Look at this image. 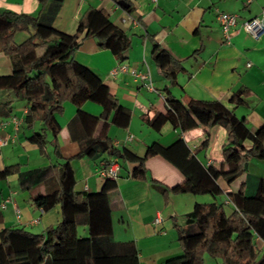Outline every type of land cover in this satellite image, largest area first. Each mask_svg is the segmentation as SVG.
<instances>
[{"label": "trees", "instance_id": "obj_1", "mask_svg": "<svg viewBox=\"0 0 264 264\" xmlns=\"http://www.w3.org/2000/svg\"><path fill=\"white\" fill-rule=\"evenodd\" d=\"M37 1L36 15L0 9V51L9 57L12 66L10 74L0 75V89L8 93L0 101V116L12 112L15 99H24L28 104L24 123L31 127L35 121L40 122L27 138L41 149L51 144L54 156L48 165L39 168L21 170L17 164L7 165L0 170V178L17 172L20 184L29 191L30 204L42 211L59 205L60 218L39 233L19 226L3 227L0 264H139L133 241L113 239L110 194L116 187V178L103 177L97 191L75 189L70 159L61 155L58 143L60 125L56 116L65 101L76 105L68 125L72 139L79 144V155L97 157L106 153L135 162L132 176L144 179V159L160 154L184 175L180 183L160 185L165 196L208 193L214 198L212 202L195 203L181 221L174 223L182 252L166 258L163 264H204L205 255L220 264H264V252L256 245L257 238L264 241V172L251 176L253 179L246 176L235 191L224 192L217 183L219 177L230 184L246 174L252 160L264 166V125L252 132L243 117H237L232 108L218 99H189L182 103L167 95L165 112L155 111L149 125L159 129L170 122L181 132L201 127L203 139L197 147L190 149L181 137L167 146L154 141L140 157L125 145L114 146L106 134L107 116L111 113L110 121L125 127L130 112L73 54L84 37H92L99 47L108 49L122 62L130 47L129 37L105 10L95 7L87 8L74 33L60 31L52 21L63 0ZM123 8L131 11L129 3ZM30 28L33 31L26 38L15 40L18 31ZM39 46H44L41 54L36 52ZM152 57L162 74L169 78L175 74V61L157 43L153 44ZM56 65L64 66L65 78L53 74ZM245 93L242 88L234 91L228 103L234 107L242 105ZM86 100L102 106L101 117L105 121L100 124L99 117L80 108ZM216 124L226 130L227 139L221 147L219 164L205 165L195 152L208 145L209 129ZM111 159L101 160L104 162L100 167ZM79 227L86 233L78 234Z\"/></svg>", "mask_w": 264, "mask_h": 264}, {"label": "crops", "instance_id": "obj_2", "mask_svg": "<svg viewBox=\"0 0 264 264\" xmlns=\"http://www.w3.org/2000/svg\"><path fill=\"white\" fill-rule=\"evenodd\" d=\"M128 3L130 12L115 0H63L52 21L56 29L74 33L87 8L105 10L130 39L122 63L149 74L154 90H148L129 72H113L120 61L108 49L99 47L92 37H84L73 54L74 59L90 68L130 112L125 127L111 122V113L107 116L106 134L114 146L125 145L140 157L154 141L167 146L181 137L190 149L197 147L203 139L201 127L181 132L170 122L159 129L149 125L148 120L155 111L165 112L167 95L182 103L189 99H218L232 108L237 117H243L252 132L264 125V32L253 38L236 27L226 43L216 18L217 10L236 13L239 21L254 16L264 18V0H128ZM0 9L36 15L39 4L37 0H0ZM32 31V28L18 31L15 38L18 33L29 35ZM23 39L24 36L20 40ZM154 43L166 49L175 61L176 72L170 78L160 72L152 57ZM43 50L44 46H39L36 52L41 54ZM11 70L9 57L0 51V75L10 74ZM52 72L56 77L66 76L63 65L54 66ZM240 88L247 91L244 103L234 107L228 99ZM7 95V91L0 89V101ZM80 108L99 117L100 124L105 121L100 104L86 100ZM75 112L76 105L65 101L62 112L56 116L60 125V153L70 159L75 189L97 191L103 184L98 172L104 162L101 160L115 156L79 155V144L72 139L68 125ZM27 113L28 104L18 98L13 102L12 112L0 116V170L12 164H17L21 170L43 167L54 156L51 144L41 149L27 138L40 126L39 121L27 126L24 123ZM75 130H79L78 126ZM98 132L97 128L95 133ZM128 134L132 139L125 141ZM226 139V130L221 125L210 127L208 145L195 152L200 162L217 166ZM245 145L248 147L249 143ZM118 161L116 187L110 194L113 239L133 241L139 252V264H163L166 258L182 252L174 223L181 221L182 215L195 203L212 202L214 198L208 193H168L165 196L160 185L180 183L184 175L178 166L160 154L144 159V179L132 176L135 162L120 158ZM262 172L264 166L252 160L246 174L230 184L219 177L217 183L224 192L235 191L246 176L253 179L251 176ZM39 190L42 191L43 186ZM230 207L226 206L228 212ZM156 217L159 222H155ZM0 218V231L3 227L19 226L39 233L59 220L60 207L55 205L42 211L31 205L29 191L20 184L14 171L0 178ZM256 245L264 252V241L257 238ZM204 264L220 262L205 255Z\"/></svg>", "mask_w": 264, "mask_h": 264}, {"label": "built area", "instance_id": "obj_3", "mask_svg": "<svg viewBox=\"0 0 264 264\" xmlns=\"http://www.w3.org/2000/svg\"><path fill=\"white\" fill-rule=\"evenodd\" d=\"M155 1V0H151ZM216 18L222 30L224 42L228 43L232 32L236 27L241 28L243 31L248 33L253 38H258L262 32H264V18L260 16H254L248 19L239 21L238 15L232 12L216 11ZM115 71H126L129 72L136 79L140 80L142 84L148 90H154L153 84L150 80L147 72L137 71L135 68L126 65L122 62L113 70ZM132 135L128 134L125 137V141H130ZM119 161L117 157H113L106 165L99 168L98 172L102 177L115 179L118 176ZM159 217L155 218V222H159Z\"/></svg>", "mask_w": 264, "mask_h": 264}, {"label": "rangeland", "instance_id": "obj_4", "mask_svg": "<svg viewBox=\"0 0 264 264\" xmlns=\"http://www.w3.org/2000/svg\"><path fill=\"white\" fill-rule=\"evenodd\" d=\"M22 36H24V38L25 37H27L28 35L27 34H25V33H18V35H17V37L15 38L16 39V41H19L21 38H22ZM21 41V40H20ZM217 199H220V197H218ZM86 232H84L83 231V228L82 227H79L78 228V234H85Z\"/></svg>", "mask_w": 264, "mask_h": 264}, {"label": "water", "instance_id": "obj_5", "mask_svg": "<svg viewBox=\"0 0 264 264\" xmlns=\"http://www.w3.org/2000/svg\"><path fill=\"white\" fill-rule=\"evenodd\" d=\"M117 4L123 6V7H127L128 3L125 0H115Z\"/></svg>", "mask_w": 264, "mask_h": 264}]
</instances>
